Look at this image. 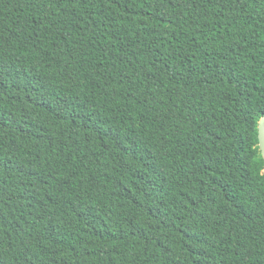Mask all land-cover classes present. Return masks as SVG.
<instances>
[{"label": "trees", "instance_id": "trees-1", "mask_svg": "<svg viewBox=\"0 0 264 264\" xmlns=\"http://www.w3.org/2000/svg\"><path fill=\"white\" fill-rule=\"evenodd\" d=\"M264 0H0V264H264Z\"/></svg>", "mask_w": 264, "mask_h": 264}, {"label": "water", "instance_id": "water-1", "mask_svg": "<svg viewBox=\"0 0 264 264\" xmlns=\"http://www.w3.org/2000/svg\"><path fill=\"white\" fill-rule=\"evenodd\" d=\"M259 147L264 159V116L259 121L258 125Z\"/></svg>", "mask_w": 264, "mask_h": 264}]
</instances>
